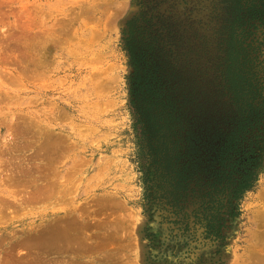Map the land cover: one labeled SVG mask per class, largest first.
<instances>
[{"label":"rangeland","instance_id":"rangeland-1","mask_svg":"<svg viewBox=\"0 0 264 264\" xmlns=\"http://www.w3.org/2000/svg\"><path fill=\"white\" fill-rule=\"evenodd\" d=\"M251 2L0 0V264H264V169L219 241L195 225L190 190L175 213L147 189L123 48L137 18L162 49L185 164L187 137L229 110L228 42L264 87V0L248 21Z\"/></svg>","mask_w":264,"mask_h":264},{"label":"trees","instance_id":"trees-1","mask_svg":"<svg viewBox=\"0 0 264 264\" xmlns=\"http://www.w3.org/2000/svg\"><path fill=\"white\" fill-rule=\"evenodd\" d=\"M247 11H251L248 21L260 19L254 0ZM136 25L137 18L127 21L123 48L132 68L128 78L130 105L141 127V143L156 167L152 181L146 178L147 189L154 190L175 213L182 210L180 204L186 202L190 190L199 201L192 212L195 225L203 229L204 239L219 241L226 217L239 215V202L255 189L264 169L263 84L255 83L254 76L241 69L240 51L228 42L221 74L229 110L213 120L214 128L207 129L204 139L201 131L187 137L189 160L180 164L183 155L171 131L179 124L173 110L168 109L169 69L159 60L163 59L162 49L145 43ZM229 40H234L233 35Z\"/></svg>","mask_w":264,"mask_h":264},{"label":"bare ground","instance_id":"bare-ground-1","mask_svg":"<svg viewBox=\"0 0 264 264\" xmlns=\"http://www.w3.org/2000/svg\"><path fill=\"white\" fill-rule=\"evenodd\" d=\"M78 242V241H77ZM77 244V243H76Z\"/></svg>","mask_w":264,"mask_h":264}]
</instances>
